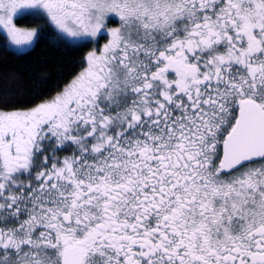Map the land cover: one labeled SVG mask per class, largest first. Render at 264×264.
<instances>
[{
  "label": "snow or ice",
  "instance_id": "obj_1",
  "mask_svg": "<svg viewBox=\"0 0 264 264\" xmlns=\"http://www.w3.org/2000/svg\"><path fill=\"white\" fill-rule=\"evenodd\" d=\"M43 40L81 57L0 74V264H264V0H0Z\"/></svg>",
  "mask_w": 264,
  "mask_h": 264
},
{
  "label": "trees",
  "instance_id": "obj_2",
  "mask_svg": "<svg viewBox=\"0 0 264 264\" xmlns=\"http://www.w3.org/2000/svg\"><path fill=\"white\" fill-rule=\"evenodd\" d=\"M80 57V51L59 50L43 40L32 57L17 59L5 52L3 43L0 41V74L5 76L12 72L21 74L25 79L22 94L25 99H31V83L34 81H28L27 78L34 68H38L37 76H42L47 81V86L44 89V95L47 96L70 79L75 71H78ZM38 60L46 61V64L41 67L37 63Z\"/></svg>",
  "mask_w": 264,
  "mask_h": 264
}]
</instances>
